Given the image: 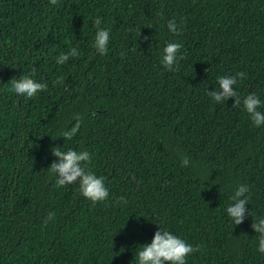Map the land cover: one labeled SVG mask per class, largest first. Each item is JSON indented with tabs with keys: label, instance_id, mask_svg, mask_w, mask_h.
<instances>
[{
	"label": "trees",
	"instance_id": "1",
	"mask_svg": "<svg viewBox=\"0 0 264 264\" xmlns=\"http://www.w3.org/2000/svg\"><path fill=\"white\" fill-rule=\"evenodd\" d=\"M97 17L110 29L104 55L92 48ZM169 41L182 45L172 71L160 65ZM237 72V95L264 101V0H0V264H136L159 226L198 249L187 264H264L252 228L264 127L207 94ZM20 76L47 87L14 97ZM53 147L88 151L108 197L59 186ZM237 184L250 191L234 226L225 208Z\"/></svg>",
	"mask_w": 264,
	"mask_h": 264
},
{
	"label": "clouds",
	"instance_id": "2",
	"mask_svg": "<svg viewBox=\"0 0 264 264\" xmlns=\"http://www.w3.org/2000/svg\"><path fill=\"white\" fill-rule=\"evenodd\" d=\"M52 4L56 0H50ZM96 28L92 41V48L99 55H104L108 51L110 40V29L102 26V19L97 17L94 20ZM167 30L169 33L178 34L179 27L174 20L167 22ZM182 45L179 42H166L162 48L160 56V65L172 71L178 61L179 52ZM78 55L75 47L68 52H62L55 58L57 65H63L69 61L71 57ZM34 73L30 74V76ZM245 77L244 72H237L235 75H223L217 78L216 87L207 92L211 101L215 104H223L230 98H234V108L242 107L249 115L252 125L256 128L264 127V111L258 109L264 105L256 92H250L241 99L237 95L236 88L238 78ZM47 85L36 79L20 76L10 80V85L7 91L14 97L23 98L25 101L36 97L42 92ZM235 89V90H234ZM75 123L67 130L63 131L60 137L65 141L71 140L81 127V117L79 114L74 116ZM52 155L56 158L49 167L59 186H67L73 183L79 185L80 194L91 201L93 204L104 201L108 195V189L105 186L104 178L97 176L95 172L90 170L91 156L88 151L75 150L68 148L66 151L53 147ZM182 166L189 165V157L182 156L180 158ZM249 187L246 184H237L229 196V203L225 208V213L232 225H240L245 219L246 205L248 204ZM254 212V211H253ZM248 213L252 215V213ZM253 230L258 234L257 251L264 254V213L253 217ZM198 249L192 244L187 243L178 235L159 226V230L154 233V236L149 244L140 245L135 251L136 264H187L188 258Z\"/></svg>",
	"mask_w": 264,
	"mask_h": 264
}]
</instances>
